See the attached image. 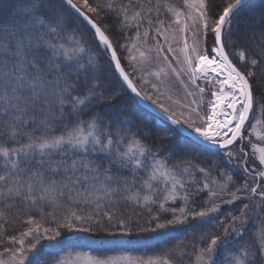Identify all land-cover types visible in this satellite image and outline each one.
Here are the masks:
<instances>
[{"label":"snow or ice","instance_id":"obj_1","mask_svg":"<svg viewBox=\"0 0 264 264\" xmlns=\"http://www.w3.org/2000/svg\"><path fill=\"white\" fill-rule=\"evenodd\" d=\"M243 6L244 0H228L214 12L215 0H183L182 7L169 0H0V207L27 216H17L27 227L9 237L5 252L11 264H31L29 254L39 252L42 240L67 239L66 234L130 237L165 229L188 216L207 217L218 210L213 198L225 195L230 197L226 203L257 200L254 207L244 203L221 234L198 247L196 264H264V214L256 211L264 209V146L256 143L264 144V133L256 131L264 120L255 115L252 122L249 119L257 71L264 77V11L259 20L249 19L248 38L254 47L234 51V63L226 42L233 39L234 18ZM162 11L170 18L162 17ZM105 17L118 22L122 51L110 38L112 25L98 23ZM84 26L92 32L95 51L81 30ZM181 42V47H173ZM101 45L113 71L137 98L150 101L172 125L191 130L197 137L193 147L203 141L228 149L229 158L238 155L251 183L245 179L235 186L234 177L224 173H219L223 182L211 179L209 169L173 152L163 154V144L149 143L125 116L106 115L120 91L110 88L100 72ZM237 64L248 70L241 71ZM133 76L151 94L139 89ZM172 77L184 92L178 108L162 99H172ZM257 107L264 114V105ZM245 140L255 166L249 164ZM234 144L238 153L230 147ZM193 167L203 174L202 180ZM203 192L209 196L208 206L189 208L193 197ZM177 201L185 206L168 207ZM132 206L150 214L146 225L125 215L124 209ZM46 207L50 215L63 209L59 218L52 215L55 228L28 215L38 208L43 219ZM166 212L172 218L162 221L160 213ZM253 217L260 227L253 238L243 240ZM0 219L7 223L8 214L0 211ZM72 251L57 256L54 264L81 259L84 264H143L140 258L107 255L103 248L89 247L74 257ZM47 256L36 264H45ZM170 257L165 253L147 264H172Z\"/></svg>","mask_w":264,"mask_h":264},{"label":"trees","instance_id":"obj_2","mask_svg":"<svg viewBox=\"0 0 264 264\" xmlns=\"http://www.w3.org/2000/svg\"><path fill=\"white\" fill-rule=\"evenodd\" d=\"M227 2L228 0H215L216 7L214 8V12L222 10ZM169 3L176 7L183 6V0H169ZM262 11H264V2H262V0H253L246 4L234 18L232 33L233 39L226 42L230 58L233 59L234 63H236V58L232 55L234 51L241 47H254L248 38V34H250L249 19L251 17H255L259 20V16ZM161 16L170 18V14L163 11L161 12ZM105 21L112 25L109 32L110 38L113 40L114 45L117 46L118 51H122V49H119V44L117 43V41H120L121 43L123 42L120 33L116 31V25L118 22L111 17H105V20H100L98 23L103 26ZM81 30L85 33V39L93 43V49L95 51L96 45L94 43L91 30L87 26L82 27ZM141 31H143V29H141ZM99 48L100 72L110 88H115L120 91V95L114 102L115 106L105 110L106 115H109L112 118L125 116L128 121L134 125L133 130L135 131L139 129L143 132L149 143H155L157 145L162 143L164 146L163 154L173 152L176 156L183 160H190L194 166L198 165L199 167L209 169L211 172V179H218L223 182V177L220 176L219 173H224L234 177L235 186L243 184L244 180L247 178L244 171H242L243 169L231 168L226 161L221 158L223 151L205 148L198 144L193 147V141L184 137L172 126L161 122L149 111L142 108L127 91L117 77L116 73L113 71V68L109 63L107 53L103 52V47L99 46ZM237 67H239L241 71L246 72L248 70L241 64H237ZM255 79L258 82L253 84L254 97L257 100L263 101L264 105V94H262V89H264V77H262L261 73L257 71ZM149 133L151 135H148ZM180 144L185 147H182ZM248 159L249 164L251 165V154ZM195 176L200 180L203 179V174L201 173H197ZM197 182H199V180H197ZM229 188L234 190L231 185ZM227 200L229 199L220 197V201H217V197L213 198L216 205L218 203V210L217 212L211 214L209 217L210 219L201 217L193 218L188 216L187 218H182V222L178 221L176 224L169 225L165 229H157L156 231L144 233L134 232V235L130 237H112L104 236V234L93 235L88 233H71L66 234L67 239H58L56 241L42 240V247L38 246L39 252L31 258V264H36L39 257L47 256L49 253H51V256H47L45 264H54L57 256L64 258L68 256L69 251H72L73 249L75 250L72 251V255H74L77 251H88L89 247L103 248L106 250L107 255H129L135 259L140 258L141 261L146 263L149 260H157L158 258L164 256L165 253L170 252L172 264H194V253L198 250V247L205 246L211 235L221 234V230L228 226L231 218L234 215H239L244 202L242 200H235L231 203L224 202ZM193 201L194 203H189L187 205L189 208L208 206L205 202L209 201V196L206 192H203L198 196H194ZM177 205L184 207L185 203L177 201L175 204L170 203L168 207H177ZM0 211L8 214L7 223H5L3 219H0V225H2V227H0V254H2L0 255V259H5L8 256L5 249L9 246V237L13 235L19 236L20 230L27 227L21 219H17V216L23 217L24 219H27V216L24 211L16 212L15 210L3 207H0ZM62 211L63 209H57L55 213L50 215L49 213L51 212V209L46 207L44 209V218L41 219L40 209L33 208L28 210V215H31L38 221L42 222L45 227L55 228L52 215L59 218ZM155 212L156 209L153 207V213ZM124 213L126 216H129L132 221H138L142 226L146 225V222L150 218V214L142 206L139 208L135 206L126 207L124 209ZM160 214L162 221L165 217L168 219L172 218L171 212ZM176 216H181L179 211H177ZM147 226L153 227L154 225ZM259 227V220H256V218L250 220L245 229V236L243 240H250L253 238L254 231L259 229ZM102 236H104L103 241H101ZM113 241H127V243H118ZM181 252H183V255H180ZM221 253H223V249H221L217 254L218 258Z\"/></svg>","mask_w":264,"mask_h":264},{"label":"rangeland","instance_id":"obj_3","mask_svg":"<svg viewBox=\"0 0 264 264\" xmlns=\"http://www.w3.org/2000/svg\"><path fill=\"white\" fill-rule=\"evenodd\" d=\"M189 23H190V22H189ZM173 27H176V26H173ZM152 35L154 36L155 34L153 33ZM187 36H188V42H189V44H191V42H192L191 32H189V33L187 34ZM177 38L179 39V34H177ZM159 39H160L161 44H163V43H164L163 38L160 37ZM153 42H154V41H153L152 37L150 36V38H149V44H152ZM211 42H212L211 39H209L208 43L211 44ZM181 46H182V42H181L179 45L176 44V43H173V47L178 48V47H181ZM169 56H170V58H171V55H170V54H169ZM122 61H123V63L125 64L126 71H130V69L127 67V60H123V59H122ZM238 68H239V67H238ZM240 70H241V69H240ZM133 79H134V82L137 83V86H138L139 89H141V90L144 91V92H148L149 94H151V91H150L149 87H148L146 84H143V83L137 81L135 76H133ZM146 79H148V80H152L153 78H152V77H147V76H146ZM200 83L203 85V81H200ZM206 87H207L209 90L211 89V86H210V85H209V86H206ZM170 94H171V97H172L171 100H167L166 96H165V97H162V99H165V101H166L167 103H169L172 107H174V108H178L179 103H180V102L183 100V98H184V92H183L182 89H180V88L178 87V82L175 80L174 77H172V79H171V92H170ZM207 99H208V93L206 92V94H205V101H207ZM257 105H263V101L257 100V99H255V97H254V109H253V114H251V115H250V118H249V119H250V122L253 121V115H255V117H256L257 119L264 120V114H261L260 108H258ZM256 131H257V132H262V133H264V123L258 125L257 128H256ZM256 143L258 144V146H264V144H260L258 141H257ZM180 145H181V144H180ZM181 146H182V147H185V146H183V145H181ZM243 147L245 148L246 151L249 150V152H250V154H251V149H250V146H249L247 140H245V141L243 142ZM231 149L234 151V153H238V149H237V146H236V145H234L233 147H231ZM220 151H223V152H222V157H221V158H223V159L226 161V163H227L231 168H233V169H234V168H236V169H239V168H240V169H243L242 166L240 165V161H239V156H238V155H234L232 158H229V157L226 155V152L228 151V149H226V150H220ZM251 158H252V162H253L254 157L252 156V154H251ZM250 160H251V159H250ZM251 166H255V165H253V163H251ZM192 170H193V173H194V174L199 173L198 171H196V168H193ZM258 170H259V169H258ZM242 171H243V170H242ZM246 179H248L249 183H251V179H250L249 177H247ZM239 186H240V185H239ZM212 187H213V185H212ZM214 187H215V185H214ZM239 195H241V196H246L247 194H245V193H240ZM223 198H224V199H230V197H228L227 195L223 196ZM241 200H242L244 203H249L250 205H252V206L254 207L257 198H256V197H253L252 200H247V199H241ZM217 201H220V197H217ZM217 206H218V203H217ZM256 211H257V212H261L262 214H264V209H256ZM211 214H212V213H210L207 217H203V218H205V219H210L209 217L211 216ZM253 218H255V217H253ZM26 246H27V244H26ZM29 256H30V260H31V258H32L33 256H32L31 254H29ZM72 256L74 257L75 254L72 255ZM121 256H129V255H121ZM117 257H119V256H117ZM132 258H133V257H132ZM133 259H135V258H133ZM4 260H5V264H11L9 254H8V256H7ZM142 262H143V264H147V263L144 262V261H142ZM75 264H84V261L81 259V260H79V261H76ZM121 264H127V262H126V261H121ZM194 264H196V261L194 262Z\"/></svg>","mask_w":264,"mask_h":264},{"label":"water","instance_id":"obj_4","mask_svg":"<svg viewBox=\"0 0 264 264\" xmlns=\"http://www.w3.org/2000/svg\"><path fill=\"white\" fill-rule=\"evenodd\" d=\"M253 0H244V6L246 4H248L249 2H251ZM243 6V7H244ZM102 46V45H101ZM103 47V46H102ZM117 75V74H116ZM118 77V75H117ZM119 78V77H118ZM119 80L121 81V83L123 84L122 82V79L119 78ZM124 87L127 89V91L133 96V98L137 101V103L142 107L144 108L145 110L149 111L152 115H154L156 118H158L160 121H162L163 123L165 124H168L170 126H172L176 131H178L180 134H182L184 137L190 139L191 141H196L197 140V137L195 136V134L187 129L186 127H178V126H175V125H172L171 124V121H169L167 119V117L165 116V114L163 112H161L158 108L155 107V105H153L150 101H146V100H143L141 98H137L135 96L134 93L131 92L130 89L127 88V86L125 84H123ZM251 115V114H250ZM198 145H202V147H205V148H209V149H213V150H226L224 148H221L219 147L218 145H211V144H206L204 143L203 141H200V143ZM235 145V144H234ZM234 145L230 146V147H233Z\"/></svg>","mask_w":264,"mask_h":264}]
</instances>
